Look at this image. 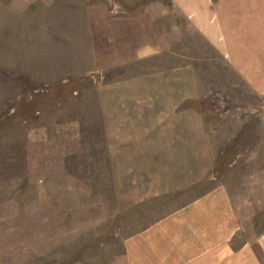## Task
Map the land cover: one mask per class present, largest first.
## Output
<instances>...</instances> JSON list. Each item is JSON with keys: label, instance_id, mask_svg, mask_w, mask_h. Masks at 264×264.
Wrapping results in <instances>:
<instances>
[{"label": "rangeland", "instance_id": "rangeland-1", "mask_svg": "<svg viewBox=\"0 0 264 264\" xmlns=\"http://www.w3.org/2000/svg\"><path fill=\"white\" fill-rule=\"evenodd\" d=\"M183 3L0 0V264H157L152 244L145 253L138 247L144 236L159 226L175 233L169 219L218 186L240 220L234 246L262 237L264 92L235 49L185 18ZM96 6L112 16L150 11L170 42L166 54L112 79L192 65L203 95L193 105L214 160L198 185L146 200L118 194L98 103V88L113 76L92 72L88 10Z\"/></svg>", "mask_w": 264, "mask_h": 264}, {"label": "crops", "instance_id": "crops-1", "mask_svg": "<svg viewBox=\"0 0 264 264\" xmlns=\"http://www.w3.org/2000/svg\"><path fill=\"white\" fill-rule=\"evenodd\" d=\"M262 3L264 0H184L181 7L201 34L223 38L226 49L238 52L240 66L249 68L246 76H258L253 88L259 92H264ZM100 7L88 10L92 72L111 73L170 50L168 34L152 12L112 16ZM202 96L192 65L116 77L98 88L118 194L137 200L142 193L146 200L184 191L208 177L213 153L204 115L193 105ZM132 180H136L137 191H130ZM227 195L223 187H214L177 218L169 219L175 233L159 226L146 234L147 241L142 248L138 246L141 252L152 244L150 252L157 264H264V234L234 246L240 236V220ZM128 200L120 198L119 203L129 204ZM118 207L128 210L133 206ZM153 235L158 243L151 241ZM212 243L218 250L210 247ZM137 254L140 261L150 259L147 254Z\"/></svg>", "mask_w": 264, "mask_h": 264}, {"label": "trees", "instance_id": "trees-1", "mask_svg": "<svg viewBox=\"0 0 264 264\" xmlns=\"http://www.w3.org/2000/svg\"><path fill=\"white\" fill-rule=\"evenodd\" d=\"M114 72H115V71L111 72V76H113V77H111V79L114 78ZM109 74H110V73H109Z\"/></svg>", "mask_w": 264, "mask_h": 264}]
</instances>
